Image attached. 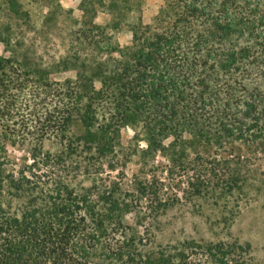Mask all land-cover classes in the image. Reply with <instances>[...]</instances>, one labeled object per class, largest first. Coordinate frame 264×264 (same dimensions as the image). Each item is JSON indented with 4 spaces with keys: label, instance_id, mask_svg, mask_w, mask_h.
<instances>
[{
    "label": "trees",
    "instance_id": "trees-1",
    "mask_svg": "<svg viewBox=\"0 0 264 264\" xmlns=\"http://www.w3.org/2000/svg\"><path fill=\"white\" fill-rule=\"evenodd\" d=\"M6 2L14 11L16 0ZM130 30V45L107 46L117 57L74 80H52L48 66L24 55L0 56V264H251L249 245L237 242L150 246L145 229L125 219L133 203L148 199L146 187L134 178L119 198L103 174L119 168L126 123L169 169L192 160L187 186L197 192L224 167L226 144L237 141L249 153L238 147V156L263 151L264 0H165L150 23ZM73 123L79 132L68 136ZM50 137L62 146L53 155L42 152ZM17 142L30 144L26 167L8 154ZM41 152L48 167L89 174L93 183L46 181L35 172ZM80 152L83 163H63ZM222 175L231 188L239 171Z\"/></svg>",
    "mask_w": 264,
    "mask_h": 264
},
{
    "label": "rangeland",
    "instance_id": "rangeland-1",
    "mask_svg": "<svg viewBox=\"0 0 264 264\" xmlns=\"http://www.w3.org/2000/svg\"><path fill=\"white\" fill-rule=\"evenodd\" d=\"M113 2L117 8L109 11L110 0H16L13 11L6 0H0V56L19 54L29 62L46 65L52 80H74L80 71L89 76L97 63L110 61V55L117 57V53L106 51L109 44L130 45L131 26L150 23L165 4V0ZM58 63L66 68L57 69ZM95 82L99 84L98 79ZM78 132V125L73 123L67 135ZM136 134L141 136L139 127L122 124L118 145L121 163L117 170L103 174L105 182L115 186L114 192L119 198L128 194L126 185L134 178L146 187L148 199L142 197L133 203L132 211L125 217L127 223L138 227L141 233L145 229L152 247L182 240L237 242L249 245L251 264H264V149L250 158L238 156L239 142L226 144L219 151L224 167L216 172L210 185L197 192L187 186L192 160L182 163L178 169H169L167 158L147 151L145 142L138 140L140 137ZM61 149L52 137L42 143L45 153L53 155ZM7 150L16 168L33 162L28 142L8 144ZM213 150H204L205 158H210ZM252 150L256 152L250 147ZM240 151L249 154L244 146ZM42 152L36 161L39 171L35 172L46 181L59 176L75 188L93 183L94 177L89 174L48 167ZM85 158L80 152L68 156L63 163H83ZM234 168H238L239 175L230 188L225 185L222 174ZM154 195L156 203L149 205V198Z\"/></svg>",
    "mask_w": 264,
    "mask_h": 264
}]
</instances>
